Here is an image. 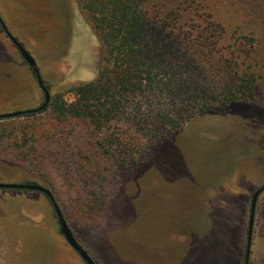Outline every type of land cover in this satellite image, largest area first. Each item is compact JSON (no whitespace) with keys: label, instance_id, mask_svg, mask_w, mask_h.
<instances>
[{"label":"rangeland","instance_id":"obj_1","mask_svg":"<svg viewBox=\"0 0 264 264\" xmlns=\"http://www.w3.org/2000/svg\"><path fill=\"white\" fill-rule=\"evenodd\" d=\"M208 13L230 29L237 21L225 2L207 0H194L184 19L205 24ZM0 19L35 61L50 97L96 78L102 46L80 0H0ZM230 40L223 45L228 53L238 48ZM258 95L187 123L130 168L107 164L105 203L93 213L76 182L63 176L65 167L77 174L71 150L59 146L63 123L49 112L1 119L0 183L51 190L96 264H243L251 197L264 183V93ZM43 99L0 28V114L38 107ZM26 140L40 148L43 168L31 167L19 152L16 145ZM0 264L85 263L60 234L45 196L0 189ZM249 264H264V191L256 202Z\"/></svg>","mask_w":264,"mask_h":264},{"label":"trees","instance_id":"obj_2","mask_svg":"<svg viewBox=\"0 0 264 264\" xmlns=\"http://www.w3.org/2000/svg\"><path fill=\"white\" fill-rule=\"evenodd\" d=\"M207 1L225 2L237 20L233 29L209 13L205 24L185 21L194 0H80L102 46L96 78L51 96L40 112L19 117L49 112L63 123L59 146L71 150L77 172L71 176L65 167L63 176L76 182L90 213L105 203L107 164L130 168L187 123L264 93V0ZM230 39L238 48L228 53L223 45ZM16 147L31 167L43 168L45 157L34 142Z\"/></svg>","mask_w":264,"mask_h":264},{"label":"water","instance_id":"obj_3","mask_svg":"<svg viewBox=\"0 0 264 264\" xmlns=\"http://www.w3.org/2000/svg\"><path fill=\"white\" fill-rule=\"evenodd\" d=\"M0 26L2 30L4 31L5 35L9 38V40L12 42V44L15 46L17 49L21 59L23 62L28 65L30 68L33 69L34 74H35V80L37 85L39 86L40 90L43 93L44 97V103L41 107L37 109H32V110H20V111H14L12 113H7V114H0V120L1 119H8V118H14V117H19L23 116L26 114H31V113H37L43 110L49 103L50 101V94L47 89V86L45 83L42 81L39 72L36 68V63L31 57V55L23 48V46L14 38L12 37L7 29L5 28L2 20L0 19ZM0 189H14V190H22V191H34L41 193L45 195L49 202L51 203L54 216L57 220L58 227H59V232L64 238L65 242L68 244V246L76 252V254L81 258V260L85 264H96L93 259L89 256V254L81 247V245L76 241L71 229L68 227L60 209L57 203L54 200L53 195L51 192L35 183H24V184H4L0 183ZM264 191V183L253 193L251 197V202H250V209H249V216H248V226H247V236H246V246H245V255H244V263L243 264H249V255H250V245H251V240H252V229H253V224H254V215H255V208H256V202L258 199V196Z\"/></svg>","mask_w":264,"mask_h":264}]
</instances>
